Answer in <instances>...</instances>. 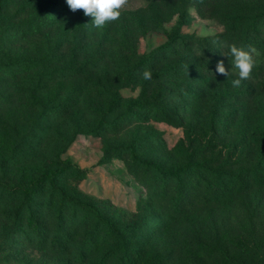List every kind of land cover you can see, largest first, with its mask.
Wrapping results in <instances>:
<instances>
[{"label": "rangeland", "instance_id": "rangeland-1", "mask_svg": "<svg viewBox=\"0 0 264 264\" xmlns=\"http://www.w3.org/2000/svg\"><path fill=\"white\" fill-rule=\"evenodd\" d=\"M0 7V264H264V0Z\"/></svg>", "mask_w": 264, "mask_h": 264}, {"label": "clouds", "instance_id": "clouds-1", "mask_svg": "<svg viewBox=\"0 0 264 264\" xmlns=\"http://www.w3.org/2000/svg\"><path fill=\"white\" fill-rule=\"evenodd\" d=\"M129 0H66V3L73 13L82 10L85 16L92 18V25L96 28H103L106 24L118 20L122 10L128 5ZM257 50L249 47L247 50L238 47L235 43L228 45L227 54L223 56L232 57V65L238 70V78L232 81L234 88L240 87L242 81L251 80L253 69L257 61L254 58ZM216 72L220 75L229 76L224 61L220 60L216 66ZM152 73L149 70L143 72V79L151 80Z\"/></svg>", "mask_w": 264, "mask_h": 264}, {"label": "trees", "instance_id": "trees-1", "mask_svg": "<svg viewBox=\"0 0 264 264\" xmlns=\"http://www.w3.org/2000/svg\"><path fill=\"white\" fill-rule=\"evenodd\" d=\"M0 11H1V7H0ZM182 15H183V14H182ZM246 23H248V24L250 23L249 18H246ZM250 29H251V28H250ZM250 29H249V30H250ZM252 30H253V31H256V30H254V28H252ZM245 33H246V30H245ZM135 69H136V68L133 67V68L131 69V71H133V70H135ZM146 164H147V165H151L150 162H146ZM64 165H65V166H68V165L70 166L71 164H70L69 162H66ZM155 169H156L157 171H159V172L161 171L160 168H158V167H155ZM170 173H171V174H175L176 172H170Z\"/></svg>", "mask_w": 264, "mask_h": 264}]
</instances>
